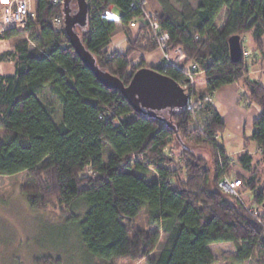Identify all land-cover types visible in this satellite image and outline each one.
<instances>
[{"label": "trees", "instance_id": "obj_1", "mask_svg": "<svg viewBox=\"0 0 264 264\" xmlns=\"http://www.w3.org/2000/svg\"><path fill=\"white\" fill-rule=\"evenodd\" d=\"M156 1L169 48L183 50L182 66L196 65L210 92L241 81L247 99L260 110L249 140L256 144L257 152L243 151L233 161L242 170L231 176L239 181L236 195L219 187L223 177L232 174V161L216 143L201 142L191 125L192 114L183 109L149 117L133 109L118 91L97 82L64 33L65 5H51L48 0H36L23 28L0 31V41L31 27L38 33L29 35L34 48L22 42L13 51L0 54L1 63L13 62L15 67L13 75H0V176L31 172L48 179L49 175L58 202L69 213L85 211L79 232L86 251L99 260L213 264L208 246L230 243L237 263L259 257L264 264V85L249 79L243 55L232 63L228 49L230 37L240 36L241 41L250 33L254 52L263 50L264 0H200L194 6L190 0ZM67 2L70 14H75L76 0ZM86 2V23L76 26L74 32L97 68L126 86L135 72L150 68L143 62L131 65L130 54L157 50L148 22L140 10H130L133 0ZM110 8L120 11L124 28L138 25L136 36L125 38L127 48L116 53L110 52L116 29L109 18ZM223 9L226 18L218 28L216 20ZM57 16L61 17L60 27L53 26ZM159 64L153 69L160 71ZM183 71L170 67L161 73L179 83ZM45 91L60 105H67L69 126L54 121L50 108L41 101ZM214 114L203 128L206 134L224 128L215 110ZM173 138L182 151L179 160L167 152ZM198 146L212 150L214 165L210 169L196 153ZM151 172L157 176L152 181L148 179ZM37 189L43 194L51 190ZM242 192L251 194L250 203L240 197ZM30 193H26L27 202L35 207L40 193ZM177 197L181 202L175 211ZM145 208L149 225H159L165 235L154 258L149 257L160 240L159 232L134 228V220ZM55 262L44 258L37 264Z\"/></svg>", "mask_w": 264, "mask_h": 264}, {"label": "rangeland", "instance_id": "obj_2", "mask_svg": "<svg viewBox=\"0 0 264 264\" xmlns=\"http://www.w3.org/2000/svg\"><path fill=\"white\" fill-rule=\"evenodd\" d=\"M169 1L174 4V0ZM199 1L190 0L193 6ZM6 2L8 0H0V8ZM35 3L36 0H29L31 14L34 12ZM146 6L151 12L157 11L159 14L161 13L156 0H147ZM111 14L115 17L116 29L112 36L110 52L116 53L127 48L125 38L127 36L134 38L138 25L132 24L127 27L129 30L127 33L125 31L127 28H124L122 24L117 22L120 18V11L117 8H113ZM224 19L225 17L221 15L216 20L218 28L224 24ZM36 30V27H31L30 31H20L16 37L8 41H0V54L6 51H13L15 46L22 42H26L30 48H34L29 35L31 32H36ZM35 32L33 33V37L38 34ZM77 32H79L78 29ZM241 46L243 52L246 53L245 58H243L250 71H248L249 79L260 81L264 85V61L261 62L259 59H255V45L252 42L250 33L242 36ZM259 54L260 58L264 60V48ZM141 55H148L150 57L148 61L154 63L149 64L150 66L158 63H156L159 57L157 52L153 54H141L138 51H133L130 54L129 63L133 66L139 65L143 62L141 61ZM259 62L262 65L258 67ZM189 65L185 67V70H188L192 66L191 64ZM14 72L15 67L13 62H0V75L9 76L13 75ZM194 87L197 94L209 95L211 106L214 110L218 111L224 120V128L222 132H219L220 136L215 143L222 148L224 146L228 157L232 161V174L225 175L226 178L231 179V176L234 177V172H242L238 165L233 164V161L236 160L234 156L243 149H246L247 152L249 151L253 155L257 152L256 144L249 140H251L250 137L253 133V120L260 110L255 103L247 99V91L241 81L210 92L206 87L203 73H198L194 78ZM41 101L48 105L57 124L70 125V111L67 105H60L49 91L43 93ZM2 137L3 133L1 131L0 139ZM198 137L200 138V135ZM197 148L196 153L205 160L206 166L210 169L214 165L212 150L209 147L203 146H198ZM167 152L177 160L182 158V151L174 138L171 139ZM44 162H47V160ZM148 176L150 181L157 178L154 172H151ZM47 178L31 172H21L12 176H0V264H37L44 258L58 261L55 264H148L144 259L138 261L128 259L102 261L91 256L86 251L79 232V222L84 217L85 211L83 213H77L76 211L69 213L58 202V195L54 190L55 188L53 189L52 178L49 175H47ZM235 180L238 181L234 179L233 182ZM43 187L51 188V190L43 194L39 192L41 190L37 189H42ZM238 188L239 186L235 192L238 191ZM27 192L29 194H31L30 192L40 193L38 195L39 198L34 200L37 206L31 207L29 205L26 198ZM233 195H236V193ZM240 197L247 204L250 203L251 194L249 192H242ZM180 202L181 199L177 197L175 206H173L175 211L180 207ZM147 214V208L143 209L142 213L134 220V228L147 232H159L160 240L152 256L149 257L154 258L164 245L165 235L162 233L159 225H149ZM211 252L214 256L213 264H260L259 257L243 263H237L234 259L235 249L230 243L214 245L211 247Z\"/></svg>", "mask_w": 264, "mask_h": 264}, {"label": "water", "instance_id": "obj_3", "mask_svg": "<svg viewBox=\"0 0 264 264\" xmlns=\"http://www.w3.org/2000/svg\"><path fill=\"white\" fill-rule=\"evenodd\" d=\"M76 3L77 12L71 15L67 0L63 1L65 5L64 33L75 54L97 82L107 89L118 91L133 109L149 117L155 116L156 112L167 111L173 114L184 109L188 96L177 82L154 70L153 67L139 69L132 75L126 86L116 77L99 70L74 32L76 26L85 25L88 16L86 0H76ZM228 49L231 62H239L242 58L240 36L236 35L228 39Z\"/></svg>", "mask_w": 264, "mask_h": 264}, {"label": "built area", "instance_id": "obj_4", "mask_svg": "<svg viewBox=\"0 0 264 264\" xmlns=\"http://www.w3.org/2000/svg\"><path fill=\"white\" fill-rule=\"evenodd\" d=\"M64 0H48L51 5L62 4ZM87 1V0H86ZM92 1V0H88ZM147 0H133L130 5L131 11L140 10V15L148 22L150 32L152 34V41L156 45L161 54L159 72H165L168 68L174 69L183 68L184 78L179 81V86L183 92L188 96L184 110L192 114V125L196 127L200 134L202 143H215L218 140L219 132L214 134H206L203 132L204 126L213 120L214 109L211 106L209 95L197 94L194 87V78L198 72V67L192 65L188 70L182 66L185 61V55L180 47L170 49L168 46L169 35L162 31L159 23V13L157 11H149L147 8ZM0 31L10 28H23L31 15L29 0H8L4 6L0 8ZM109 18L114 21L115 17L109 14ZM53 26H61V17L57 16L53 19ZM133 22V20L131 21ZM245 58L246 53L242 52ZM240 186L239 181L226 178L225 176L219 183V187L226 193L235 194L236 188ZM256 213V211H254Z\"/></svg>", "mask_w": 264, "mask_h": 264}, {"label": "crops", "instance_id": "obj_5", "mask_svg": "<svg viewBox=\"0 0 264 264\" xmlns=\"http://www.w3.org/2000/svg\"><path fill=\"white\" fill-rule=\"evenodd\" d=\"M112 9L113 8H110V10L112 11ZM225 14H226V12H225V10L223 9L222 10V12L220 13V15L218 16V18L222 15V16H224L225 18H226V16H225ZM217 18V19H218ZM225 21V19L223 20V22ZM118 23H120L119 21H117ZM155 52H157L158 53V59H157V61H156V65H154V66H150L149 64H154V63H151L150 61H148V60H150V57L148 56V55H141L142 57H141V59H142V61L144 62V64L147 66V67H157L158 66V64L160 63V59H161V54H160V52L158 51V50H155V51H153L152 53H141V54H153V53H155ZM259 52L260 51H257V52H254V55L256 56L255 57V59L257 60V59H259V61H264V60H262L261 58H260V54H259ZM258 64V63H257ZM259 65H262V63H260L259 62V64H258V67H259ZM248 71H249V69H248ZM250 72V71H249ZM260 72H262V71H260ZM249 76V75H248ZM215 112L219 115V113H218V111L215 109ZM259 114H260V111H258V113H257V115H256V117L254 118V120H253V123H254V121L258 118V116H259ZM220 116V115H219ZM220 118L223 120V118L220 116ZM223 122H224V120H223ZM252 128H253V124H252ZM223 148H224V146H223ZM224 151H225V149H224ZM243 151H247L246 149H243L241 152H243ZM240 152V153H241ZM249 152V151H248ZM250 153V152H249ZM225 154L228 156V154L226 153V151H225ZM239 154V153H238ZM237 154V155H238ZM237 155H235L234 157H237ZM225 244V243H224ZM214 245H219V244H214ZM214 245H209L208 246V248H209V250L211 251V247L212 246H214Z\"/></svg>", "mask_w": 264, "mask_h": 264}]
</instances>
